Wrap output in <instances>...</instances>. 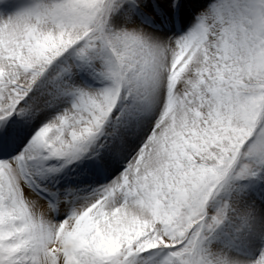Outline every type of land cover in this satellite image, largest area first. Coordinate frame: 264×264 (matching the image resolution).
I'll return each instance as SVG.
<instances>
[{"label": "snow or ice", "instance_id": "obj_1", "mask_svg": "<svg viewBox=\"0 0 264 264\" xmlns=\"http://www.w3.org/2000/svg\"><path fill=\"white\" fill-rule=\"evenodd\" d=\"M0 264H264V0H0Z\"/></svg>", "mask_w": 264, "mask_h": 264}]
</instances>
